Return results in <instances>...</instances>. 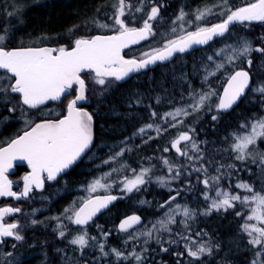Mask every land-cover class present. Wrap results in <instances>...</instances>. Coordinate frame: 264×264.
<instances>
[{
  "label": "snow or ice",
  "instance_id": "snow-or-ice-1",
  "mask_svg": "<svg viewBox=\"0 0 264 264\" xmlns=\"http://www.w3.org/2000/svg\"><path fill=\"white\" fill-rule=\"evenodd\" d=\"M165 5L153 2L150 6L145 0H140L137 6H133L128 0H116L112 6L114 8L111 19L113 24L101 21H93L94 26L101 30H110L112 35H94L86 37L79 35L72 39L71 46L43 47V46H21L9 48L8 42L11 39L7 28L0 29V105H3L9 113H20L19 118L23 121L24 129L14 138L7 141L6 146L0 147V197H13L16 200L30 199V194L34 190L42 191L45 181H55L57 178L80 160L93 144V116L88 111L78 107L79 102L86 101V91L89 90L90 81L92 85L101 86L99 91L103 94L111 86L113 81H122L133 72H139L157 61L169 60L174 53H184L192 48L193 45H206L216 37H224L229 33L230 25L239 23L251 24L258 22L264 24V0H252V2L241 7H233L229 0H216L212 6L205 5L203 8L196 9L189 14L181 8L172 21L173 25H179L180 31L185 34L176 39L167 40L163 47L153 49L149 53H144L140 59H125L122 52L131 44L139 43L155 35L154 23L162 19L160 13ZM147 8V11L145 9ZM214 9H218L215 11ZM99 11V9H98ZM143 13L140 17L142 26L130 27L124 19L130 16L132 21L137 18L134 13ZM13 15V13H9ZM193 18H189V16ZM217 15L222 17L221 21L210 26H201L209 16ZM191 27L196 24L194 31H187L184 25ZM172 33L177 32V27L171 28ZM261 44L254 45L247 38H239L236 44H227L215 52L214 56H208L209 65H204V76L202 84L207 86V90H191L188 93L189 103L183 107H176L173 111L164 113L161 119L170 127L176 128L184 125V119L190 115L201 112L207 108L212 111L215 104L216 112L227 111L236 105L241 97L245 96L246 90H251L264 98V81L251 87L253 75L250 70L253 68V53L260 54L264 60V36L260 37ZM238 65H246L240 67ZM264 69V63L260 65ZM218 74L224 78L222 94L212 87L211 79ZM91 91H97L95 87ZM70 95L74 98L68 100L66 105V115L63 118L41 119L38 116H46V106L49 102H61ZM213 97H217L213 101ZM159 103V98L156 100ZM140 103L139 100L136 101ZM150 107V106H149ZM152 118H156L157 113H151ZM211 119L216 121L217 115H212ZM2 123H8L9 118L3 117ZM241 128L250 129L244 134L233 133L234 143L231 149L236 153L235 159L245 161L252 159V163H257L256 157H259V167L261 174L264 175V152L250 151L251 146L257 145L258 141H264V115L256 117L249 124H241ZM149 130L155 131L157 137L167 131L159 124L148 123L140 127L133 133V137L143 138ZM195 130L188 128L187 131L179 132L171 141V149H174L179 157L185 158L188 163L179 164L170 161L167 158H161L163 165L167 168L168 176H157L155 183L161 187H166L172 181H178L183 174L191 176L192 173H200L197 176L198 183H202L204 190L201 192L203 199L208 202L201 215H211L213 211H228L235 208L239 203L243 208H247L250 214L245 217L242 225V231L249 237L247 243L252 246V258L249 264H264V190H256L250 183L237 182L236 189L243 190L250 195H240L231 191V185L225 188L221 181L231 179L230 171L222 172V169H234V164H219L215 169L217 175H211L208 168L204 166L205 156L198 143L190 135ZM157 137L148 136L144 143H148ZM122 143H127L126 141ZM183 144V146H181ZM165 147L164 152H169ZM125 151H132L131 148H120L104 161L105 164H112L118 161V158L124 156ZM192 153V154H190ZM195 154V155H193ZM151 160V158H149ZM25 162L30 172L22 177L23 187L21 191H13V181L9 179L8 173L14 167V162ZM212 158H209V163ZM199 165V166H196ZM155 165L144 167L140 170L130 168L126 163L121 162L119 168L113 167L111 171L104 173L101 177L94 179L86 188L89 193L97 191L99 188L109 190L111 183H102L107 181L112 173L129 169L132 175L126 176L118 181L122 187V192L131 194L134 191H141L142 186L153 182L151 174ZM189 168L191 169L189 171ZM250 171V170H249ZM183 189H171L174 195L168 197L159 205L164 208L163 216L152 224L151 228L143 226L141 229H135L136 225L141 224V217L131 215L123 219L118 226L121 233H127L125 244L130 240H139L143 237L141 251L137 252L135 247L130 253L125 255L119 248L111 247L106 251L107 238L109 232L101 231L103 242L97 241L95 236H89L87 225L93 221V218L103 209L108 208L109 204L117 199L114 195H106L96 198L88 197L84 199L77 207L76 202L64 210L65 218L73 225L78 226L77 233L72 238L67 239V225L60 222L59 217L57 225L53 229L58 232V238L67 239V243L84 254V250L90 246L98 248L101 256L107 259L109 256L115 258L116 264L120 261L133 260L135 264H144L147 259L145 253L149 251L147 245L155 242L159 246L160 252L168 253L169 247L165 245L179 247L183 244L184 252L172 253L177 257L176 264H181V260L186 256L191 261H200L204 264L203 257H212L213 248L220 250L219 243L215 245L198 242L192 238L189 228V220H194L196 211L189 209L186 205L173 201L177 200ZM214 191L215 195L209 193ZM43 198V197H42ZM146 203V201H141ZM20 207L6 206L0 208V245H3L8 238L16 242L24 241L25 237L21 234V224L16 222H7L6 217L21 213ZM69 213H71L69 215ZM235 215L244 216L242 211H236ZM177 216L182 219L177 220ZM255 221V223H250ZM32 225L43 223L36 219L31 220ZM180 226L182 230H175L173 226ZM99 228V226H97ZM167 233V238L161 235ZM155 234V235H154ZM206 233L196 232L199 237ZM90 240L92 245H90ZM17 245L12 244L15 249ZM254 249V251H253ZM63 252V249H57ZM7 256H12L8 252ZM8 264H11L9 261ZM67 264V259H66ZM220 264H230L225 260Z\"/></svg>",
  "mask_w": 264,
  "mask_h": 264
},
{
  "label": "trees",
  "instance_id": "trees-1",
  "mask_svg": "<svg viewBox=\"0 0 264 264\" xmlns=\"http://www.w3.org/2000/svg\"><path fill=\"white\" fill-rule=\"evenodd\" d=\"M10 1H13V4H11V6L15 9L19 8V5L26 8L23 10V12L21 11V21L19 18L14 20L17 13H19L17 12V10L14 9L13 10L15 11V17L6 20L4 8L7 7L6 5L10 2H8V0H0V29H4L7 26H9V28H15V30L11 34V39L8 42V47L16 48L23 46L25 44L24 42H29L28 40H31V38L35 39L41 37L40 35L47 36L48 38L55 40L53 44H51L52 46L65 44L69 47L71 46L72 41V39L70 38H75L77 36V34L74 35V33L78 29L86 30L83 32H78L80 33L78 35H81L82 33V35L86 37L96 35L98 33V30H95V27L91 28V26L94 24L93 21L99 19L100 14L102 12V8L110 7L109 5H111L112 0H15V2L14 0ZM160 1L166 4H169L172 1L175 3H173L174 7L167 8L164 12L166 18L170 20L171 17L175 18L176 15H178L177 12L182 8L180 5L186 2L187 0ZM190 1L191 0H188V3ZM192 1L194 3H199L203 0ZM237 1L238 0H233L232 3H234L236 7H241V0H239V3ZM26 2H29V4H25ZM250 2H252V0H249L247 2L244 0L243 4H247ZM139 3L140 1L134 3L133 6H137ZM170 10H173V12H170V14H168ZM141 24V22H139L138 24L129 23L128 26L140 27ZM247 24L248 23H245L243 25H232L228 36L223 40L220 39L215 41L210 47L215 48L217 47V45H219V47L215 49L221 48L220 45H222L226 40V42L229 41L227 44H236L239 38H243L242 36H245V38L251 40L254 45H260L261 40L258 39V37L260 38L261 36H264V24ZM68 34L69 36L71 35V37H69ZM158 35L159 31H156L155 35L153 36L150 42L157 41V43L162 44L163 42L168 40L158 39ZM227 38H229V40ZM62 39L63 41L59 42ZM230 39L234 43H231ZM136 49L126 50L124 53L125 56H138V54L132 53V51H135ZM212 54L215 57V53L212 52ZM253 55L255 57V55L260 54L253 53ZM198 56L200 57V53H198ZM184 58L185 57L182 56V59ZM189 58L192 59V54H189L188 57L183 60L184 66L177 67L176 70L166 68V66H159L149 73L146 72L139 76H136L133 82L134 84H130L129 79L128 81L124 82L113 81L112 86L107 91H104L103 94H101L99 91L101 86L92 85L90 81H87V83L89 84L87 97L92 102V110L95 114V118L99 120V126L102 127L103 131V134L101 135V144L103 145L102 154L104 155V157L106 154L108 157L114 152L118 151L122 146V142L126 141L127 143H129V148H131L132 151L129 152V156L127 155V153H125L124 156L120 158V161L123 163H130V166H133L134 164H137L139 162H143L149 166H151V164L155 165V168L153 170L156 171V168L159 169V167L157 166V162L163 154L165 156H170L175 162H178L180 164L186 162L185 158L179 157L178 155L175 156L171 150H169V152L163 151V149L168 144L169 138L171 137L170 131L166 132L165 137L159 136L158 139H152L148 143H144V140L148 138L147 135H145L143 138L139 136L135 138L132 137L133 133L136 132L140 127L148 123L156 122L161 116L164 115L166 111H170L176 107L182 106L185 104V102L189 101V99L187 100L188 93L191 91L189 89V86H187V84L190 82ZM215 59H217V57H215ZM185 60H187V62H184ZM201 63H199V68L203 70L204 65H201ZM207 63L206 64L211 67L210 62L208 61ZM262 63L264 62H258L256 59L253 60V68L250 71L254 74V86L264 81V69L260 68V65ZM166 74L168 75V77ZM255 74H259V77H256ZM171 75L175 76L171 77ZM142 81L145 83L143 84ZM141 82L143 85L141 84ZM222 82H224V79H222ZM222 82H220V85H222ZM200 83H202V79L198 78L195 90H207V88H205V86L202 87ZM93 87H95L97 91H91V88ZM155 87L157 88V90ZM146 94L149 98L146 96ZM248 96L249 95L245 96L243 100L239 103V105H237L235 109H233L231 112L224 114L217 112L214 113L218 116V119L216 121H213L211 119V116L214 114L210 115L208 113H204L203 111L198 112L195 117H189V119L194 121L195 123L200 122L196 124V127L198 128L197 131H199V133L196 131L195 134L197 133L199 135H195V138L196 140H199V146L204 147V151L205 154H207V157L212 158V162L208 164L209 168H217L219 164L236 165L234 169L221 170L222 172H224V170H229L230 172H233L231 179H226L227 181L223 183V186L225 188H228L229 185L234 186L236 182L243 179L248 182H251L254 179L253 175L255 172H252L255 168L254 165H250L246 161L242 162L236 160L234 152L231 149V144L233 143V133H238L241 130L240 125L246 124L249 121V117L250 119L254 118L261 104H264V101L261 102L260 99H254V102H249ZM156 97L159 98V103L156 102ZM183 97L187 98L184 99ZM137 100L140 101L139 104L136 103ZM153 111L157 113L156 118H152L151 116V113ZM204 130L206 131V133ZM167 136H169V138ZM218 142H222V145ZM223 143L226 147L223 146ZM206 151L211 152L212 155ZM150 157L152 158L151 164L147 163L146 160ZM204 163L205 162H203V164ZM165 172L166 171L163 170L162 173L164 174ZM74 180L75 178L73 177L70 179V183L67 185V191H71V189H73L74 186L77 185L73 184L74 182H77ZM195 180L196 178H194L193 174L191 176L183 174L180 177V182L176 185L183 190L181 191L180 196L177 197V200L173 201V203L175 204L177 202L182 201L183 206L186 205L189 209L196 211L195 219L188 221L190 226L189 230L192 233L193 239L197 240L198 242L210 245H215L219 243L220 250L217 251L215 248H213L212 257H203L204 264H220V262L225 260L229 261L230 264H249V261L252 258V251H249V249H251L252 246L247 243L246 234L242 231L240 221L237 215H235L237 209L228 210L226 212H214L211 215L207 216L201 215L200 213L204 211V208L206 207H203L199 204L200 199H197L196 196V185L198 183H194ZM173 184L175 183L173 182L172 185ZM174 194V192L169 191V188L161 187L157 183L151 182L150 186L148 187V190L144 191V193L142 192L139 196L140 198L135 197V199L137 198V200H135L133 196H129V213L139 214L141 212L142 217L143 213L145 214V218H143L145 221L143 225L139 227V229H141V227L145 226L146 224V226L151 228L152 224L155 223L158 219H160L165 212L164 208H161L160 210V203H163L165 200L168 199V196ZM130 200H132V202ZM141 201H146V203L140 204ZM131 204L133 206H131ZM134 206L136 207L133 208ZM139 208H141L140 211ZM160 211H162L161 214ZM180 219H182V217L177 216V220ZM173 227L174 231L182 230L180 229L179 225ZM196 232L206 233V235L197 237L195 236ZM161 235L167 238V233H161ZM140 242H142V245L143 240H140L139 243ZM147 247L149 251L145 253L147 259L144 261V264H176L177 257L172 253L177 251L184 252L183 244H181L178 248L166 244L165 247H169L168 253L160 252L159 246L154 241L147 245ZM190 260L191 258L187 257L185 254L183 259L181 260V264H188ZM126 263L127 262H125V264ZM60 264H62V262ZM129 264H135V261L129 260ZM191 264H200V261H191Z\"/></svg>",
  "mask_w": 264,
  "mask_h": 264
},
{
  "label": "flooded vegetation",
  "instance_id": "flooded-vegetation-1",
  "mask_svg": "<svg viewBox=\"0 0 264 264\" xmlns=\"http://www.w3.org/2000/svg\"><path fill=\"white\" fill-rule=\"evenodd\" d=\"M232 1L233 0H229V3L230 2L232 3ZM160 3L164 4L165 6L161 9V13H160L162 17V19H160L161 21L153 22L154 32L159 31V35L157 36L158 39H171L169 36H173L174 39H176L178 38L176 33L179 32L178 31L179 25L178 24L173 25L172 21L175 18L171 17V19L168 20V18H166L164 13L167 8L173 7L172 3L174 2L166 4L160 1L159 4ZM215 3L216 0L214 1L203 0L202 2L199 3H194L192 0L188 3L187 0L185 2V5L183 3L181 4V6H183L182 8L187 13L191 14L195 12L196 9L198 8H203L205 5L211 6ZM146 4H148V2H146ZM170 12H172V10H170L168 14H170ZM140 14L142 17L143 13L141 12ZM134 15L136 16L138 15V13H134ZM129 18L131 17L129 16ZM189 18H193V17H191L190 15ZM140 22L142 23L141 19ZM173 26L177 27L176 33L171 32V28ZM108 34H114V32ZM163 34L164 36L162 37ZM228 34L229 33H226L224 37H220L217 40L220 39L223 40L228 36ZM152 38L153 36H150L148 42L143 43L136 47H132L129 50L142 48L145 44H148L152 40ZM215 41L209 43L207 46L202 48L194 49L184 53H177L175 54L173 59H171L169 62L167 63L161 62L152 69H149L147 71L129 77V82L130 84H132L136 76H139L146 72L149 73L159 66H166V68H171L173 70H176L177 67L184 66L183 60L187 58L189 54H192V59L189 58L190 82L187 84V86H189L190 90L195 89L198 78L203 79L204 76V71L199 68V63L202 62L201 65H205L208 62L207 57L209 56V54L210 56L211 55L213 56L212 52L214 51L216 52L219 49V48L215 49L210 47ZM64 45L65 44H61V46ZM43 47H51V46H43ZM52 47H56V46H52ZM198 53H200V57L198 56ZM182 56L185 58L182 59ZM125 58L136 59L137 57L131 55L129 57L125 56ZM255 59L259 62L260 55H255L253 60ZM184 62H187V60H185ZM238 66L242 67L243 65H238ZM251 73L254 78L253 72ZM253 83L254 80H252L251 87H254ZM223 86H224V82H222L219 94H221ZM87 92L88 91H86V96H87ZM247 95H249L248 96L249 102H254V99L264 100V98H262L259 94L254 93L251 90H247L245 96ZM245 96H243V98ZM72 98H74L73 95H70L67 99H62L61 102H49V105H47L46 108H49L53 112L52 115L49 117H38L36 119L57 120L63 118V116L66 115V104L68 103L66 101ZM243 98L240 100V102L243 100ZM239 103L237 105H239ZM78 107H81L83 109L86 107L84 110L87 109L86 111H88L93 116L92 147L85 153V155L80 160H78L68 170L62 173L57 178V180L45 181L44 189L42 191L34 190L33 193L30 194V197H34V198L16 200L13 197H0V208L11 206V207H20L22 209L21 213H16L14 215L6 217L5 219L7 222H16L21 224L22 227L19 230L21 234L24 235L25 237L24 241L22 242H16L11 238H8L3 245H0V264H8L9 261L11 262V264H60L61 262L62 264L63 263L66 264V259H67V264H116L115 258L113 256H109L107 259L103 258L98 248L95 246H90L89 248L85 249L84 254L81 255L79 250H76L74 246L67 243V239H70L72 238L73 235L78 234L77 233L78 226L71 224L65 218L64 210L72 205V199L75 194V189L77 187H82L90 179L96 178V174H97L96 172L99 171V169L97 168H100L98 166H100L102 159L107 157V154L105 155V157L102 154L103 145L101 144L102 141L101 135L103 134V131H102V127L99 126V120L95 118V114L92 110L93 108L92 102L87 97L86 101L78 103ZM235 107L228 112H219V113H223V114L229 113L233 109H235ZM57 109L58 112H56ZM211 114L214 113H210V115ZM2 116L8 117L9 122L8 123L0 122V147L6 146L8 140L20 134L24 129L23 121L19 118V116L16 113L13 114L7 111H1L0 121H2L3 118ZM194 125L195 126H193L192 129L195 128L194 129L195 131L192 132L190 135L193 136V139H196L195 138L196 134L194 133L196 132L197 129H196V124ZM181 146H183V144ZM170 150L173 152L175 156L177 155V153H175L171 148ZM29 172L30 169L27 167L26 164L18 163V162L14 164L13 169H11L8 173L9 179L13 181V191H16L18 193L19 191H21L23 187L22 177L24 175H27ZM72 177L75 178L74 181H77L74 182L73 184H77V185H75L74 188L71 189V191H67L68 190L67 185L70 183V179ZM109 194L120 197L119 193L115 190L107 192L106 190L103 191L99 189L95 193L90 194V196L84 197V199H87L88 197L93 198L95 196L109 195ZM82 201L80 200V202L76 204L77 207L80 205ZM70 214L71 213H69V215ZM130 214H138V213H129V197H126L124 199H117L112 207L107 209L104 213L99 214L97 217L93 219V221H91L86 226L89 236L90 237L95 236L97 238V241L103 242L101 231L109 232L110 235L107 238V247L105 249L106 251H108L111 247H116L120 249V247L125 246L128 248L129 242L127 244H125L124 242L125 239L127 238V233L119 232L118 226L119 223L124 218L128 217ZM54 217H59L60 222L64 225H67V229L69 230L67 233V239L58 238V232L53 230L57 225V220L53 219ZM32 219L42 221L43 223L32 225L31 223ZM97 226H99V228ZM13 243L17 245L15 249L12 248ZM90 245H92L91 240H90ZM57 249H63L64 251L61 253L58 252ZM8 252H12L13 255L10 257L7 256L6 254ZM122 261H120L119 264H121ZM126 264H129V261H127Z\"/></svg>",
  "mask_w": 264,
  "mask_h": 264
},
{
  "label": "rangeland",
  "instance_id": "rangeland-1",
  "mask_svg": "<svg viewBox=\"0 0 264 264\" xmlns=\"http://www.w3.org/2000/svg\"><path fill=\"white\" fill-rule=\"evenodd\" d=\"M138 1H140V0H128V2L129 3H131L132 5L134 4V2H138ZM146 2H148V5L150 6L153 2H155V3H157V4H159V2H160V0H145ZM236 1V0H235ZM246 1V0H245ZM247 1H249V0H247ZM246 1V2H247ZM8 2H10V3H8L6 6L7 7H5L4 8V12H5V17H6V20L7 19H12V17H15L14 15H15V11L14 10H17V12H19V13H17V15H16V17L14 18V20L15 19H17V18H19L20 19V21H21V18H20V15H22V12H23V10L24 9H26L25 7H22L21 5H19L20 7L19 8H17V9H15V8H13L12 6H11V4H13V1H10V0H8ZM12 2V3H11ZM238 3H239V0L237 1ZM243 2H244V0H241V3L240 4H242V6H244L245 4H243ZM17 3V2H16ZM116 3V0H112L111 1V5H109L110 7H105V8H102V12H101V14H100V17H99V19H97L98 21H101V22H104V23H108V24H113V20L111 19V17H112V15H113V12H114V8L112 7L114 4ZM32 4V3H31ZM230 4L235 8L236 6L234 5V3H231L230 2ZM214 5V4H213ZM212 6V5H211ZM12 7V8H11ZM14 9V10H13ZM20 9V10H19ZM215 11H218V9H214ZM22 11V12H21ZM147 11V10H146ZM1 13V12H0ZM9 13H13V15H9ZM106 14V15H105ZM140 17H141V14L140 13H138V15H136V20L135 21H132V19L131 18H129V16H126L124 19H126V21L128 22V25H129V23H136V24H138L139 22H140ZM1 18V17H0ZM221 19H222V17H220V16H217V15H212V16H209L208 18H207V20L205 21V22H202V24H201V26H210L211 24H215V23H218V22H220L221 21ZM210 20V21H209ZM212 20V21H211ZM19 21V22H20ZM161 20H159V22H160ZM211 22V23H209V22ZM206 22H208V25H206ZM14 23V22H13ZM16 23V22H15ZM204 23V24H203ZM256 23H258V22H253V23H251V24H256ZM17 24V23H16ZM158 24V23H157ZM160 24V23H159ZM251 24H247V25H251ZM247 25H246V27H247ZM141 26H142V24H141ZM93 27H95L94 26V24L91 26V28H93ZM184 27L187 29V31H194L195 30V28H196V24H193L191 27H188V25H184ZM5 28H9V26H7V27H5ZM17 28V27H16ZM81 28V27H80ZM9 30V32H10V35L12 34V32L15 30V28H9L8 29ZM95 30H98L97 32V34H106V33H110V32H112V31H110V30H101V29H98L97 27H95ZM77 31V32H76ZM75 31V33H74V35L75 34H80V33H78V32H82L83 30L82 29H79V31L78 30H76ZM178 31L179 32H177L176 34H177V36H180V35H183V34H185L184 32H182V31H180V28H178ZM41 37H38V38H35V39H31V40H28L29 42H24L25 44L23 45V46H25V47H27V46H51L52 47V45L51 44H53V42L55 41V40H53V39H51V38H48L47 36H43V35H40ZM154 36V35H153ZM164 36V34L162 35V37ZM176 36V37H177ZM171 39H174V37L173 36H169ZM258 39H260L259 37H258ZM168 40H170V39H168ZM63 41V39L62 40H60L59 42H62ZM227 41V40H226ZM226 41H224V43L222 44V45H220V47L222 48V47H224L225 45H226V43H228V42H226ZM167 41H165V42H163L162 44H159V43H157V41H152V42H149L148 44H145L144 45V47H142V48H140V49H136L135 51L133 50L132 51V53H136V54H138V58H142L143 57V55H144V53H149V52H151V51H153V49H156V48H161V47H163V45H164V43H166ZM9 45V44H8ZM59 46H61V44L60 45H56V47H59ZM217 47H219V45H217ZM217 47H215V48H217ZM220 49V48H219ZM218 49V50H219ZM214 53H215V51H214ZM253 58H254V55H253ZM217 59H220V57H217ZM259 62H264V60H262L261 59V57H260V61ZM242 67H245V68H247V66L246 65H243ZM259 74H255V76L256 77H259L258 76ZM224 79L222 76H220L219 74H218V76L217 77H213L212 79H211V84H212V87L218 92V91H220V88H221V85H220V82H222V79ZM258 80V79H257ZM201 85H202V87L203 86H205V88H207V86L206 85H204V84H202V83H200ZM255 87V86H254ZM218 94H219V92H218ZM213 99V101H216L217 100V97H213L212 98ZM261 102L262 101H264V100H260ZM190 101H187V102H185V104H184V106H186L188 103H189ZM179 107H183V106H179ZM175 109V108H174ZM174 109H172V110H170V111H173ZM1 111H6V109L4 108V106L3 105H0V112ZM46 111L48 112V115H46V116H38V117H49V116H51L52 115V111L49 109V108H46ZM204 113H216V109H215V104H213V108H212V111H208L207 110V108H205V109H203L202 110ZM207 111V112H206ZM56 112H58V109H57V111ZM166 112H168V111H166ZM165 112V113H166ZM18 116H20V113L19 112H17L16 113ZM196 114L197 113H195V114H193V115H190L191 117H195L196 116ZM261 115H264V104H261V106L259 107V109L257 110V112H256V116L258 117V116H261ZM190 116H188L186 119L185 118H183V117H181L180 119H184V125H179L178 127H176V128H172V127H170V124H166V123H164V121L161 119V117L156 121V122H153V124H159V125H161L162 126V128H166L167 129V131H165V132H163V134L162 135H160L161 137H165L166 136V132H168L169 130L171 131L172 130V132H171V137L169 138L171 141L176 137V135L179 133V132H183V131H187L188 129L187 128H193V126H194V124H195V122L194 121H192V120H190L189 119V117ZM3 117V116H2ZM38 117H36V118H38ZM212 117V116H211ZM1 118V117H0ZM255 119V117L254 118H251L250 119V117H249V121L247 122V124H249V123H251L253 120ZM23 126V125H22ZM186 126H188V127H186ZM190 126V127H189ZM23 128H24V126H23ZM242 130V131H241ZM241 130L238 132V133H240V134H244L246 131H250V129H244V128H241ZM147 137L148 136H153L154 135V137H157V133L155 132V131H152V130H149L148 132H147ZM159 137V136H158ZM158 137L156 138V139H158ZM168 141V143H170L171 141ZM197 143H198V141L196 140V139H194ZM233 143H234V140H233ZM198 145H199V143H198ZM167 146H168V148L170 149L171 148V143L170 144H167ZM166 146V147H167ZM125 147H128L129 148V143H122V146H121V148H125ZM200 147V149L202 150V152H203V154H204V156H205V159H204V161H202L201 163H203V162H205L204 163V166L206 167V168H208V170H209V173L211 174V175H217V173H216V171H215V167H213L212 169H210L209 168V157H207V154H205V149H204V147H202V146H199ZM250 151H252L253 152V154L255 155V152H257V151H259V152H264V141H258V143H257V145H255V146H251L250 147ZM125 153H127V155L129 156V151H125ZM190 154H192V153H190ZM193 155H195V154H193ZM236 155V153L234 152V156ZM109 157V156H108ZM108 157H106V158H103L102 159V162H101V164H100V166H98V167H102L99 171H97L96 173V178H99V177H101L104 173H107V172H109V171H111V169L113 168V167H115V168H119L120 167V163H121V161H120V158H118V161L117 162H115V163H112V164H105L104 163V161L106 160V159H108ZM152 157V156H151ZM150 157V158H151ZM161 158H167V159H169L170 161H172V162H174V163H178V162H175L170 156H165L164 154L160 157V159L158 160V162H157V166L159 167V169H157L156 168V171H154L153 170V173L151 174V179H152V181L154 182L155 181V179H156V177L157 176H165V177H167L168 176V171H167V168L163 165V163H162V159ZM152 159V158H151ZM256 159H257V163H252V159L251 158H248V159H246L245 161L246 162H248L250 165H254V170L252 171V172H255L254 173V175H253V177H254V179L251 181V182H248V181H246V180H240V181H238V182H247V183H250L256 190H264V175H262L261 174V169H260V167H259V157H256ZM147 160V163H149V164H151L152 162H151V160L148 158V159H146ZM186 163H188V161H186L185 163L183 162V163H181V164H186ZM127 165H129L130 166V163H126ZM180 164V163H179ZM99 165V164H98ZM135 165V166H134ZM133 166H130V168H132V169H136L137 170V172L140 170V167H141V165H143L144 167H150L149 165H146V163H143V162H139V163H137V164H134ZM152 165V164H151ZM196 166H199V165H196ZM216 166V165H215ZM161 167V168H160ZM252 169V168H251ZM163 170H165L166 172L163 174L162 172H163ZM191 169L189 168V171H190ZM246 171V170H245ZM193 175H194V178H196L197 176H201V174L200 173H192ZM130 175H132V173L130 172V170L129 169H124V170H122V171H120V172H114V173H112V175H111V177L107 180V181H102V183H111L113 186H112V188L111 189H109V190H106L107 192H110V191H113V190H115V191H117L118 193H119V196L120 197H123L122 199H124V198H126V197H129V196H135V197H139L140 195H141V193L143 192L144 193V191H147L148 190V187L150 186V183H148V184H146V185H144V186H142V188H141V191H139V192H136V191H134L133 193H131V194H128V193H125V192H122L121 190H120V188L122 187V185H120L119 183H118V181H120V180H123L126 176H130ZM115 176V177H114ZM96 178H92V179H90L87 183H85L82 187H77L76 189H75V194H74V197H73V199H72V205H73V202H76V204L78 203V202H80V200L82 201L83 199H84V197H86V196H90V194H92V193H95V192H91V193H89L88 191H86V188L88 187V185L94 180V179H96ZM204 177L203 176H201V179H203ZM225 181H227L226 179H224V180H222L221 181V184L222 185H224L223 183L225 182ZM175 183V184H173L172 185V183ZM180 182V179L178 180V181H172L171 182V184L170 185H168V186H166V188H169V187H171V189H180V187L179 186H177L176 184L177 183H179ZM155 183V182H154ZM194 183H198V181H197V179L195 180V182ZM237 183V182H236ZM235 183V184H236ZM256 183V184H255ZM158 184V183H157ZM235 184H234V186H232L231 187V191L233 192V193H237V194H240V195H250L249 193H245V192H243V190H240V189H236L235 188ZM159 185V184H158ZM196 188H197V190H196V196H197V199H200V201H199V204L201 205V206H203V207H206L207 206V204H208V202H206L204 199H203V197H202V195H201V192L204 190V186H203V184L202 183H198L197 185H196ZM99 189H101V190H103V191H105V189H103V188H99ZM99 189H97V190H99ZM209 195L210 196H214L215 195V192L214 191H212V192H210L209 193ZM178 203H180L181 205H182V201H180V202H178ZM140 204H142V203H140ZM71 205V206H72ZM173 205H174V203H173ZM183 206V205H182ZM205 209V208H204ZM234 209H237V211H242L245 215L244 216H237L238 217V219H239V221H240V226L242 227V225H243V223L245 222V217H246V215L247 214H250L249 213V211H248V209L247 208H243L239 203H237L236 204V206H235V208H233V209H229V210H234ZM202 211V210H201ZM203 212V211H202ZM214 212H216V211H213L212 213H214ZM219 212H224L223 210H221V211H219ZM250 223H255V221H252V222H250ZM246 234V233H245ZM143 237H141L139 240H130L129 241V247L127 248V247H125V246H123V247H120V250L121 251H123L124 253H125V255H127L128 253H130L131 251H132V249L135 247V250L137 251V252H140L141 251V243H139V241L140 240H143L142 239ZM246 238H247V241H248V239H249V237H248V235L246 234ZM129 250V251H128ZM129 261V260H128ZM123 263H121V264H124L125 262H127V261H122Z\"/></svg>",
  "mask_w": 264,
  "mask_h": 264
},
{
  "label": "water",
  "instance_id": "water-1",
  "mask_svg": "<svg viewBox=\"0 0 264 264\" xmlns=\"http://www.w3.org/2000/svg\"><path fill=\"white\" fill-rule=\"evenodd\" d=\"M237 24V23H236ZM234 25V24H233ZM232 25H230V27H231ZM97 35H105V34H97ZM106 35H112V34H106ZM218 38H220V37H216V38H214L212 41H210L209 43H211V42H213V41H215V40H217ZM149 39H150V37L148 38V39H146V40H142V41H140L139 43H136V44H131V45H129V47H127V48H125L124 50H123V52H122V55L124 56V52L126 51V50H129L130 48H132V47H136V46H139V45H141V44H143V43H146V42H148L149 41ZM208 43V44H209ZM208 44H206V45H193L192 46V48H190L188 51H191V50H194V49H198V48H202V47H205V46H207ZM187 52V51H186ZM177 53H179V52H177ZM177 53H174L173 54V56L169 59V60H166V61H163L162 63H167V62H169L171 59H173V57L175 56V54H177ZM125 57V56H124ZM125 59H127V58H125ZM159 63H161V61H157L155 64H152V65H149L148 67H146L145 69H142V70H140L139 72H133V73H131L128 77H126L124 80H122V81H119V82H124V81H126V80H128L129 79V77H131V76H133V75H135V74H139V73H141V72H144V71H147V70H149V69H152V68H154L157 64H159ZM222 91H223V89H222ZM222 91H221V94H222ZM246 92H247V90H246ZM243 97H241V99H242ZM240 99V100H241ZM240 100L237 102V104L240 102ZM80 103V102H79ZM236 104V105H237ZM236 105H233V108L236 106ZM231 109H229V110H227V111H222V112H228V111H230ZM174 152H175V150L174 149H172ZM176 153V152H175ZM18 163H24V164H26L25 162H19V161H17ZM17 162H14V164L15 163H17ZM103 196H106V195H100L99 197H103ZM97 196H95V197H93V198H96ZM115 202L116 201H113L111 204H109V206H108V208H106V209H103L100 213H98L95 217H97L99 214H102V213H104L107 209H109L110 207H112L114 204H115ZM131 215H134V214H130L129 216H131ZM135 215H138V216H140L141 217V224L140 225H136L135 226V228H138V227H140V226H142L143 225V223H144V219H143V217L140 215V214H135ZM94 217V218H95ZM93 218V219H94ZM125 219V218H124ZM134 228V229H135Z\"/></svg>",
  "mask_w": 264,
  "mask_h": 264
},
{
  "label": "bare ground",
  "instance_id": "bare-ground-1",
  "mask_svg": "<svg viewBox=\"0 0 264 264\" xmlns=\"http://www.w3.org/2000/svg\"><path fill=\"white\" fill-rule=\"evenodd\" d=\"M17 1H18V0H17ZM20 1H21V0H20ZM22 1H23V0H22ZM246 1H247V0H246ZM14 2H15V0H14ZM172 2H173V1H172ZM179 2H181V1H179ZM182 2H183V1H182ZM17 3H19V2H17ZM134 3H136V2H134ZM184 3H185V2H184ZM22 4H24V3H22ZM25 4H29V2H28V3L26 2ZM172 4H173V3H172ZM174 4H175V3H174ZM174 4H173V5H174ZM18 5H19V4H18ZM184 5H185V4H184ZM180 6H181V5H180ZM173 7H174V6H173ZM181 7H183V6H181ZM172 12H173V10H172ZM105 15H106V14H105ZM172 15H173V14H172ZM169 16H170V15H169ZM173 17H174V16H173ZM209 21H210V20H209ZM209 21H208V22H209ZM211 21H212V20H211ZM204 22H205V21H204ZM208 22H206V25H208ZM209 23H211V22H209ZM77 24H78V23H77ZM79 24H81V23H79ZM203 24H204V23H203ZM14 25H15V24H14ZM82 25H83V24H82ZM82 25H81V26H82ZM89 25H90V23H89ZM89 25H88V26H89ZM73 27H74V26H73ZM85 27H86V26H85ZM7 29H9V28H7ZM58 29H60V28H58ZM70 29H71V28H70ZM82 30H83V29H82ZM78 31H79V29H78ZM83 31H86V30H83ZM83 31H82V32H83ZM69 32H70V31H69ZM76 32H77V31H76ZM84 33H85V32H84ZM65 34H66V33H65ZM82 34H83V33H82ZM82 34H81V35H82ZM244 35H245V33H244ZM68 36H69V34H68ZM77 36H79V35L77 34ZM77 36H76V37H77ZM65 37H66V35H65ZM69 37H71V35H70ZM242 37L245 38V36H242ZM73 38H74V37H73ZM73 38H70V39H73ZM31 39H32V38H31ZM227 39L229 40V38H227ZM232 40H233V38H232ZM230 41H231V39H230ZM228 42H229V41H228ZM231 43H234V42L231 41ZM124 53H125V52H124ZM124 55H125V54H124ZM136 57H137V56H136ZM137 58H138V57H137ZM137 58H136V59H137ZM176 73H177V72H176ZM177 74H178V73H177ZM166 75H167V74H166ZM169 76H170V74H169ZM174 76H175V75H174ZM174 76L171 75V77H174ZM167 77H168V75H167ZM152 79H153V78H152ZM152 79H151V80H152ZM171 79H172V78H171ZM174 79H175V78H174ZM174 79H173V80H174ZM139 80H140V79H139ZM168 80H170V79H168ZM127 81H128V80H127ZM140 81H141V80H140ZM142 82H143V81H142ZM142 82H141V84H142ZM136 83H138V82H136ZM144 83H145V82H143V84H144ZM146 83H147V82H146ZM156 83H157V82H156ZM133 84H134V83H133ZM143 84H142V85H143ZM154 84H155V83H154ZM156 86H157V85H156ZM177 86H178V85H177ZM132 87H134V86H132ZM137 88H138V87H137ZM137 88H136V89H137ZM155 88H156V87H155ZM149 89H150V88H149ZM151 89H153V88H151ZM156 90H157V88H156ZM144 91H145V90H144ZM218 92H219V91H218ZM150 93H151V91H150ZM161 93H162V92H161ZM159 94H160V93H159ZM156 95H157V94H156ZM146 96H147V94H146ZM154 96H155V94H154ZM181 96H183V95H181ZM147 97H148V96H147ZM148 98H149V97H148ZM156 98H157V97H156ZM163 98H164V97H163ZM183 98H184V97H183ZM185 98H187V97H185ZM185 98H184V99H185ZM153 99H155V98H153ZM164 99H165V98H164ZM164 99H163V101H164ZM149 100H150V99H149ZM151 100H152V99H151ZM180 100H181V99H180ZM187 100H188V98H187ZM153 101H154V100H153ZM153 101H152V102H153ZM165 101H166V100H165ZM66 102H68V101H66ZM243 102H244V101H243ZM246 102H247V101H246ZM150 103H151V102H150ZM165 103H166V102H165ZM83 104H84V103H83ZM166 104H167V103H166ZM245 104H246V103H245ZM66 105H67V104H66ZM152 105H153V104H152ZM248 105H249V104H248ZM155 106H156V105H155ZM182 106H184V105H182ZM249 106H250V105H249ZM151 107H152V106H151ZM85 108H86V107H85ZM85 108H84V109H85ZM247 108H248V107H247ZM86 110H87V109H86ZM247 111H248V110H247ZM206 112H207V111H206ZM250 112H251V111H250ZM201 114H203V113H201ZM127 116H128V115H127ZM158 116H159V115H158ZM200 116H201V115H200ZM200 116H199V117H200ZM255 117H257V116H255ZM191 118H192V117H191ZM200 118H201V117H200ZM205 118H206V117H205ZM144 119H145V118H144ZM202 121H203V120H202ZM204 121H205V120H204ZM197 123H200V122H197ZM197 123H195V124H197ZM246 124H247V123H246ZM210 125H212V124H210ZM194 126H195V125H194ZM197 126H198V125H197ZM186 127H188V126H186ZM189 127H190V126H189ZM198 127H199V126H198ZM191 128H192V127H191ZM196 128H197V127H196ZM187 129H188V128H187ZM194 129H195V128H194ZM199 129H200V128H199ZM205 129H206V128H205ZM197 130H198V128H197ZM197 130H196V131H197ZM202 130H203V129H202ZM231 130H232V129H231ZM204 131H205V130H204ZM197 132L199 133V131H197ZM230 132H232V131H230ZM191 133H192V132H191ZM191 133H190V134H191ZM205 133H206V131H205ZM194 134H195V133H194ZM198 135H199V134L196 133V136H198ZM200 135H201V134H200ZM202 135H203V134H202ZM151 136H152V135H151ZM203 136H204V135H203ZM225 136H226V135H225ZM153 137H154V135H153ZM167 137L169 138V136H167ZM201 137H202V136H201ZM223 138H224V137H223ZM166 139H167V138H166ZM227 139H228V138H227ZM167 141H168V140H167ZM170 141H171V140H170ZM223 142H224V141H223ZM229 142H230V141H229ZM170 143H171V142H170ZM170 143H168V144H170ZM218 143H219V142H218ZM230 143H231V142H230ZM219 144L222 145V142L219 143ZM216 146H217V145H216ZM223 146H224V143H223ZM223 146H222V147H223ZM167 147H168V146H167ZM224 147H226V146H224ZM212 148H213V147H212ZM214 148H215V147H214ZM210 149H211V148H210ZM216 149H217V147H216ZM211 150H212V149H211ZM224 150H225V149H224ZM208 151H209V150H208ZM208 151H206V152H208ZM217 151H218V150H217ZM223 152H224V151H223ZM208 153H210V154L212 155L211 152H208ZM215 153H216V152H215ZM215 153H214V154H215ZM211 155H209V156H211ZM235 166H236V165H235ZM101 168H102V167H101ZM101 168H97V169L100 170ZM92 169H93V168H92ZM224 171H225V170H224ZM228 171H229V170H228ZM231 171H232V170H231ZM86 172H87V171H86ZM232 173H233V172H231V174H232ZM114 177H115V176H114ZM255 184H256V183H255ZM174 193H175V192H174ZM133 197H134V199H135V196H133ZM168 197H169V196H168ZM138 198H140V197H138ZM135 200H137V198H136ZM135 200H134V201H135ZM130 201L132 202V200H130ZM136 202H137V201H136ZM162 202H163V201H162ZM140 203H141V202H140ZM160 204H161V203H160ZM131 206H133V205L131 204ZM135 207H136V206H134L133 208H135ZM138 207H140V206H138ZM141 208H143V207H141ZM141 208H139V211H140ZM145 208H148V207H145ZM159 208H160V207H159ZM136 209H137V208H136ZM160 210H161V208H160ZM144 211H145V210H144ZM144 211H143V212H144ZM162 211H163V210H162ZM162 211H160V214H161ZM139 214L142 215L141 212H140ZM158 214H159V213H158ZM144 215H145V214L143 213V218H145ZM146 217H147V216H146ZM154 217H156V216H154ZM154 217H153V219H154ZM144 221H145V220H144ZM146 225H147V224H146ZM148 225H149V224H148ZM141 228H142V227H141ZM138 229H139V228H138ZM136 241H137V240H136ZM140 243H142V242H140ZM119 263H120V262H119ZM122 263H123V262H122Z\"/></svg>",
  "mask_w": 264,
  "mask_h": 264
}]
</instances>
